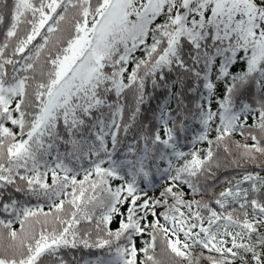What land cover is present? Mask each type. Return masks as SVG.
Here are the masks:
<instances>
[{
	"label": "snow or ice",
	"instance_id": "1",
	"mask_svg": "<svg viewBox=\"0 0 264 264\" xmlns=\"http://www.w3.org/2000/svg\"><path fill=\"white\" fill-rule=\"evenodd\" d=\"M0 37V264H264V0H0Z\"/></svg>",
	"mask_w": 264,
	"mask_h": 264
},
{
	"label": "trees",
	"instance_id": "2",
	"mask_svg": "<svg viewBox=\"0 0 264 264\" xmlns=\"http://www.w3.org/2000/svg\"><path fill=\"white\" fill-rule=\"evenodd\" d=\"M0 39H2V37H0ZM139 55V53L137 54ZM147 91L148 92H151L152 89H151V85L149 84L147 86ZM157 98L158 99H162V97L159 95V93H157ZM129 105L131 106L132 102H133V98H132V94L129 93ZM156 99H153L151 101L150 104H145L143 106V110H142V118L143 117H147L149 119H151L152 117V111L151 109L154 108L156 106ZM174 106V104H173ZM198 132V128L196 125H193V130L189 133V136H195ZM130 138V137H129ZM236 140H241L242 141V137H240L239 135H236L234 137ZM196 147L198 148H203L205 147V145L203 144H198L196 145ZM181 149L184 150L185 152H190L192 151L193 149V146H192V143L190 140H182L181 141ZM223 158H224V154L221 152V160L223 161ZM252 166H249V170H251ZM259 169H257L258 171ZM244 171V169H236L234 166L232 167H221L219 169H217L215 171V180L213 179H208L206 182L202 179L201 180V184L202 186H204L206 184V191H205V195H204V199H208L209 197H212L213 195H218V193L223 190L225 187H227V184H226V181L228 179H230L231 177L237 175L238 173H242ZM162 183L163 182H158L155 186V189L153 191H150V195H159V192L162 190ZM187 191V189H185ZM16 195L17 197H20V198H24L21 196V194H14ZM201 197L200 196H197V199H200ZM31 203L33 205L36 204V200L33 199L31 201ZM45 210H47V208H45ZM2 218V217H0ZM116 225L114 224L113 227H115ZM139 243V239L137 241ZM74 256L77 260H80L81 257L87 259L89 258V250L87 249H81L79 251H76L74 253ZM71 258V257H69ZM81 264H82V261H81ZM204 264H206V262H204Z\"/></svg>",
	"mask_w": 264,
	"mask_h": 264
}]
</instances>
